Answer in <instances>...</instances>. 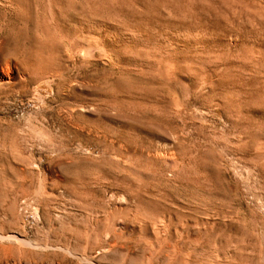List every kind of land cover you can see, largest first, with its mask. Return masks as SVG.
Here are the masks:
<instances>
[{"label":"rangeland","instance_id":"rangeland-1","mask_svg":"<svg viewBox=\"0 0 264 264\" xmlns=\"http://www.w3.org/2000/svg\"><path fill=\"white\" fill-rule=\"evenodd\" d=\"M0 264H264V0H0Z\"/></svg>","mask_w":264,"mask_h":264},{"label":"bare ground","instance_id":"bare-ground-1","mask_svg":"<svg viewBox=\"0 0 264 264\" xmlns=\"http://www.w3.org/2000/svg\"><path fill=\"white\" fill-rule=\"evenodd\" d=\"M157 154V153H156ZM120 183V182H119ZM142 225V224H141ZM147 225V224H146ZM146 225H144L143 224V226H144V228L146 229L147 228V226ZM166 229H169V227L168 226H166Z\"/></svg>","mask_w":264,"mask_h":264}]
</instances>
